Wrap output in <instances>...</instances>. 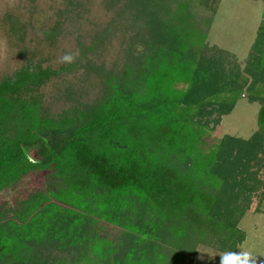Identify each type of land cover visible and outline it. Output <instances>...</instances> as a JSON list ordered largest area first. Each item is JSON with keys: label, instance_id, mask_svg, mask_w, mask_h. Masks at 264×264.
<instances>
[{"label": "rangeland", "instance_id": "obj_1", "mask_svg": "<svg viewBox=\"0 0 264 264\" xmlns=\"http://www.w3.org/2000/svg\"><path fill=\"white\" fill-rule=\"evenodd\" d=\"M150 1L0 0V80L28 61L54 70L56 74L33 94L40 113L54 119L99 103L129 71L133 72L129 76L132 90L134 79L143 78L150 66L169 61L171 50H178L160 14L147 7ZM156 1L159 6L163 0ZM197 6L201 18L209 13L204 44L222 52L221 68L231 73V67H236L246 82L233 102L216 99L201 107L209 124L205 149L217 143L220 155L235 162L223 169L229 183L225 200L231 198L233 209L217 205L212 213L231 231L205 236L187 219L168 218L139 196L119 198L100 190L87 194L66 185L51 168L35 169L0 191V239H25L23 248L7 258L4 255L0 264H113L119 260L121 264L131 260L220 264V257L233 252L251 253L258 257V264H264L261 101L248 92L252 85L264 82V66L257 59L264 51V0H204ZM65 54L74 57L71 63L63 62ZM237 75L233 73L234 85ZM223 84L216 81L207 86L208 92L223 91ZM138 91L144 92L143 85ZM171 100L161 94L146 99L144 106L162 112ZM196 101L194 90L183 100L185 104ZM172 161L182 164L177 156ZM33 217L35 223L28 227ZM59 217L55 240L50 237L51 221L58 223Z\"/></svg>", "mask_w": 264, "mask_h": 264}, {"label": "trees", "instance_id": "obj_2", "mask_svg": "<svg viewBox=\"0 0 264 264\" xmlns=\"http://www.w3.org/2000/svg\"><path fill=\"white\" fill-rule=\"evenodd\" d=\"M203 2L163 0L158 6L151 0L147 7L160 14L161 24L174 36L178 50H171L169 61L150 66L143 78L134 79L132 90L129 76L133 77V72L129 71L99 103L75 110L71 116L54 119L40 113L33 94L56 74L51 68L28 61L12 76L0 80V191L35 169L51 168L66 185L87 194L100 190V194L114 193L119 198L123 194L139 196L168 218L187 219L205 236L230 230L212 213L217 205L233 209L231 198L225 200L229 183L223 178V169L235 162L220 155L217 143L205 149L203 139L209 124L204 122L206 113L201 107L216 99L233 102L246 82L236 67H231V73L221 68L222 52L204 44L209 13L201 18V7L197 6ZM261 54L262 58H256L264 66L263 50ZM233 73L234 77L238 74L235 85L231 83ZM216 81L226 87L210 94L207 86ZM135 84L143 85L144 92ZM193 90L197 101L185 104L186 93ZM248 92L252 99L261 101L258 124L264 137V82L252 85ZM161 94L172 97L165 111L153 112L144 106L146 99ZM172 156L182 164H174ZM214 188L217 193L212 192ZM60 219L58 223L51 221L50 237L55 240L59 238L54 231ZM31 220L28 227L35 223L34 217ZM66 223L70 228L71 219ZM24 242L0 239V258L13 255ZM113 264H121V260ZM127 264L149 263L131 260Z\"/></svg>", "mask_w": 264, "mask_h": 264}, {"label": "clouds", "instance_id": "obj_3", "mask_svg": "<svg viewBox=\"0 0 264 264\" xmlns=\"http://www.w3.org/2000/svg\"><path fill=\"white\" fill-rule=\"evenodd\" d=\"M74 57L71 54H65L62 58L63 62L71 63ZM220 264H258V257L251 253H228L220 257Z\"/></svg>", "mask_w": 264, "mask_h": 264}]
</instances>
